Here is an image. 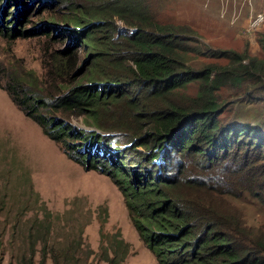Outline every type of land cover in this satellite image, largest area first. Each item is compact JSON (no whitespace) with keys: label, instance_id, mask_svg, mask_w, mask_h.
<instances>
[{"label":"trees","instance_id":"obj_1","mask_svg":"<svg viewBox=\"0 0 264 264\" xmlns=\"http://www.w3.org/2000/svg\"><path fill=\"white\" fill-rule=\"evenodd\" d=\"M139 3L105 0L86 7L66 0L71 22L66 28L51 22L25 27L28 4L0 0L5 40L28 37L39 27L50 41L69 38L63 49L52 51L42 78L21 63L0 59V88L46 137L66 139L74 157L108 173L157 264H264V231L245 225L222 197L247 192L264 204V130L221 122L217 94L224 86L264 87V60L244 50L201 46L182 27L156 23ZM112 14L132 28L100 40L95 34L107 28ZM78 46L87 66L74 76L83 68L76 66ZM189 55L225 62H194ZM243 97L253 99L246 90ZM109 106L116 124L108 127L122 138L77 129L62 115H84L99 129ZM112 141L120 147H109ZM125 153L133 154L129 169L121 163ZM99 248L105 264H121L127 254L117 233ZM70 256L53 254L50 264H74ZM43 262L42 255L38 264ZM14 264L33 260L21 255Z\"/></svg>","mask_w":264,"mask_h":264},{"label":"rangeland","instance_id":"obj_2","mask_svg":"<svg viewBox=\"0 0 264 264\" xmlns=\"http://www.w3.org/2000/svg\"><path fill=\"white\" fill-rule=\"evenodd\" d=\"M71 1L87 7L105 0ZM140 1L156 23L182 27L181 32L201 46L244 50L264 60V0H133V3L141 6ZM21 3L28 4L23 14L25 22L21 23L25 27L50 22L66 28L71 25L66 19V0H21ZM257 13H262V19L254 22ZM106 19L107 28L95 34L100 40L108 33L116 37L132 28L116 14ZM66 38L61 43L50 41L40 27L28 37L13 40L0 37V59L21 63L42 78L50 54L63 49L69 39ZM76 50V66L83 68L74 76H80L87 61L83 60L85 51L81 46ZM188 58L201 63L225 62L222 58L201 55ZM69 81L72 83V75ZM193 90L192 86L186 89ZM244 90L253 99L244 98ZM217 94L223 105L219 114L221 122H248L264 130V87L224 86ZM109 109L102 113L99 129L88 124L89 119L84 115H62L77 129L94 128L122 138V132L108 127L116 124L112 115L115 111L110 106ZM65 140L46 137L0 88V264H14L21 255L31 257L33 264H38L43 255V264H50L53 254L71 255L74 264H105L99 258V245L105 244L114 233L127 243V254L121 264H157L129 220L121 190L106 171L90 168L86 159L74 157ZM119 142L112 141L109 147L116 144L114 147L119 148ZM131 157L132 153L121 157L127 169L131 167ZM222 197L239 212L245 225L264 231V204L247 192Z\"/></svg>","mask_w":264,"mask_h":264},{"label":"built area","instance_id":"obj_3","mask_svg":"<svg viewBox=\"0 0 264 264\" xmlns=\"http://www.w3.org/2000/svg\"><path fill=\"white\" fill-rule=\"evenodd\" d=\"M262 19V13H257L252 21L258 22Z\"/></svg>","mask_w":264,"mask_h":264}]
</instances>
